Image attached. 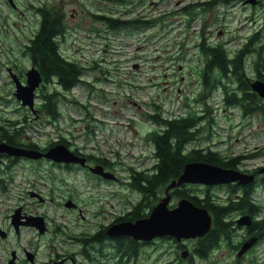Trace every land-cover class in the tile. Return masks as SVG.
Returning <instances> with one entry per match:
<instances>
[{
	"label": "flooded vegetation",
	"instance_id": "1",
	"mask_svg": "<svg viewBox=\"0 0 264 264\" xmlns=\"http://www.w3.org/2000/svg\"><path fill=\"white\" fill-rule=\"evenodd\" d=\"M143 1L138 0V3ZM131 2L132 5L128 4L127 10H125L127 13L126 19L140 17L141 21L153 23L146 15L142 13L136 14L135 10L131 9L136 3L134 4L133 0ZM235 2L239 3L240 6L242 5L245 8L244 11H248V17L245 20L254 19L256 8L259 9L260 17L253 21V24L258 23L255 26V30L248 33L243 42L233 45L231 43L232 38L218 41L213 35L214 29L212 27L216 26L217 34L224 33L218 26L223 25L228 20ZM193 4L197 10L196 17L192 19H196L199 23L198 32L195 31L197 33L196 41L193 42L192 48H183L184 64L177 66L178 71H183L189 77L187 83L182 87L184 107H192V101L190 102V100L196 94L205 93L204 85L207 83L214 85L213 88L216 89L210 92L209 95L208 93L206 94V103L212 108L213 115L215 113L214 122L216 125L218 123L217 119L220 117L228 120V127L232 125L231 117L233 116H237L240 121L252 117L260 118L264 111V96L254 91L252 84L255 81L264 83V0H195ZM185 5L187 3H183L179 9L181 10ZM148 14L158 16V30L170 31L166 24L164 13H157L156 9H149ZM109 15L113 16L112 14ZM184 18L188 19L185 15ZM184 18L180 32H176L181 37H185V34H183L185 24H189L192 20L185 22ZM150 23L146 26L153 25H150ZM176 28L178 26L173 29L175 30ZM257 32L260 35L258 45L249 39L252 33L255 34ZM101 35L100 33L98 34V36ZM203 45L213 48L222 47L229 58H232L236 51L250 45L249 53L247 54L249 55L247 67L243 71L242 76H235L232 69H228L225 73L220 69H212L211 77H208V82H205L203 77L204 72L207 70L205 68L207 61ZM234 50L236 51L234 52ZM190 51L194 52L193 58L187 56ZM20 66V62L13 66L9 63L5 71L8 76L13 72L22 83H25L27 70L20 75ZM16 68L19 72L15 71V73L14 70ZM192 77H194V81L191 79ZM180 80H184V76H180ZM40 85L41 83L39 87ZM226 93L237 94V97H244L245 100L227 106L225 105L226 99L224 97ZM214 94H217V96L211 97ZM249 95H254L255 101L253 103L256 104L249 105V102L252 103L247 99ZM210 97L212 99H209ZM199 103L201 104V101L196 103V113L201 115L202 107H199ZM245 106L261 107V109L252 112L247 110L246 112L243 108ZM220 108L221 112H219ZM226 108L232 111L226 114ZM25 112L27 113V110ZM35 117L40 118L39 114H36ZM246 121H250V119ZM59 140L57 137L54 140L55 142H51L52 140H48L50 142H39L29 136H22L19 143L23 146L20 147L30 148L26 145L34 143L39 146L37 150L41 151L37 152L38 156H9L5 153H0V204L14 205L10 212L2 213L8 218L9 223L7 226H0V231L5 233L4 237L0 235V240L8 241L12 237L20 236L25 231L31 234V236L24 237L25 245L21 244V241L20 243H11L12 246L8 249L9 254L5 264H150L153 258V251L157 247L156 243L161 240L172 243V252L174 254L180 253L181 258L186 250L184 261L190 258L192 246H187V244L197 242L198 239L206 234L196 237L192 242H187L184 239L176 240L170 236L143 241L127 235L111 236L108 234V230L114 225L123 222L134 223L138 219L148 217L162 196L166 194V191H164L156 200L153 199L149 205L145 206L144 216L122 219L143 199V196L131 186L129 168L143 170L144 168H151L152 164L150 166H134L122 163L119 152H113L112 156H107L103 152L98 155H96L97 152H94L95 154L80 152L78 149L74 152L75 147L71 142H69L68 149L70 148L71 153L79 159L83 158V164L72 161H55L50 157H46L44 154L47 153L45 151L48 148L63 144ZM17 142L9 145L19 146ZM4 143L6 142L4 141ZM127 153L129 156L132 155V152ZM224 153L226 154L224 156H235L259 152ZM99 156L107 159L108 163L101 161ZM132 158L134 160L138 159V164L142 165L145 160L152 159V152L147 156ZM248 158L242 159L236 168L219 166L251 175V181L244 183L232 181L211 185L194 184L197 186L196 188H198L200 195L205 194L204 192L211 193L210 198L216 203L227 199L237 200L240 194L243 193V189L247 191L252 188L250 194H252L253 200L259 207V213L254 217L247 212L239 210L232 212L229 218H232L234 222L231 227L234 231V236L230 241L233 246H228L223 239H220L218 247L212 253L225 246L235 252L238 258H243L264 241V236L259 237L255 234V231L252 232L254 230L253 221L264 216V165L249 168L245 165V160ZM120 170L124 171L125 174H122ZM12 186L17 187L15 193L11 191ZM259 192H262L261 195H259ZM181 199L186 198H178L170 193L168 207H174ZM205 210L207 211V209ZM207 212L211 216V229L213 215L209 211ZM242 217H248L250 223L240 224L238 220ZM14 219L17 221V226L14 225ZM236 237H238V240L234 241ZM128 238L134 239L139 244V250L137 249L138 252L136 250L137 253L133 257L124 255L126 252L122 253L119 245V240L123 241V239ZM232 240L234 243H232ZM249 242L252 243L248 246L245 245ZM212 253H210V256Z\"/></svg>",
	"mask_w": 264,
	"mask_h": 264
},
{
	"label": "rangeland",
	"instance_id": "2",
	"mask_svg": "<svg viewBox=\"0 0 264 264\" xmlns=\"http://www.w3.org/2000/svg\"><path fill=\"white\" fill-rule=\"evenodd\" d=\"M194 1L144 0L138 3V0H133L136 5L131 9H134L136 14L146 15L153 22L150 25H153L145 27V30L138 34L119 30L107 36L103 35L102 21L95 20L94 14L102 12L126 19L125 10L128 4L132 5L131 0L121 5L99 0H12L11 5L7 0H0V121L6 119L20 121L25 116L22 114V112L26 113L23 110L25 107L15 99L14 84L5 68L9 63L13 66L20 62L23 72L29 69L30 64L22 51L27 36L29 37L37 26L38 16L34 12V7L41 3L51 4L65 14L67 32L61 42L60 52L67 59L76 61L83 67H89L91 64L96 67L91 71H85L81 76L94 87L75 85L69 92L80 104L88 106L91 111L90 117L96 120L91 123L94 133L88 132L86 118L80 115L79 110L77 111L80 113L74 111L72 107L67 112L61 108L65 119L59 120L57 128L46 121L44 116L36 118L26 108L29 123L26 127L27 131L23 132L22 136H30L39 142L48 140L53 142L59 135H63L65 138H70V142L82 152H97L96 155L104 152L107 156H112V152H119L122 163L150 166L152 159L145 160L141 165L138 164V159L132 158L147 156L153 152L152 146L144 137L147 132L154 129V125L145 119V115L151 113L152 104H159L162 109L161 114L165 117H175L179 113L182 114L186 108L183 103L182 87L189 77L183 71L177 70V66L183 65L184 62L177 60L176 56L182 48L193 47L199 23L196 19H192L190 25L185 24L183 31L185 37L179 36L176 32H180L183 26L184 15L179 8L183 3L192 4ZM149 9H156L157 13L165 14L170 31L157 29L158 16L148 14ZM244 9L235 2L228 20L218 26L224 31L223 34H217L216 26L212 27L213 35L218 41L232 38L231 43L235 45L243 42L246 35L255 30L258 23L253 24V21L260 17L259 9H255L256 16L253 20H245L248 11ZM184 20L187 22L185 18ZM177 26L178 28L174 30L173 28ZM99 33L102 35L98 36ZM181 41L183 45L178 50ZM187 56L193 58L194 52L190 51ZM15 71H18L17 68ZM180 76H184V80H180ZM191 79L193 80L194 77ZM35 92L38 94V90ZM215 96L217 94L211 97ZM211 97L209 99H212ZM36 104H39L37 97H35V106ZM191 106L193 107L194 104L192 103ZM229 111L232 110L225 109L226 114ZM238 119L237 116L231 117L232 125L228 127V120L218 118L214 131L218 132L219 137L213 136L209 143L210 147L223 153L259 152L257 157L252 156L245 160V165L249 168L264 165V111L260 118H246L243 121ZM249 119L250 121H246ZM100 136L104 139L98 140L97 147L96 138ZM195 144L200 147V145L205 146L206 142L200 140ZM127 152H132V155L129 156ZM120 171L125 174L124 171ZM11 191L15 193L17 187L12 186ZM261 193L259 192V195ZM13 206V204H0V226L8 225L9 220L2 213L10 212ZM25 236L31 234L25 231L8 241L0 240V264H5L11 243L21 241V244L25 245ZM236 240L238 237L235 238ZM171 244L162 240L157 241L150 264H185L181 261L186 257L181 258L180 253L174 254ZM192 244L194 245L191 243L187 246ZM193 259L188 264H250L251 262L264 264V241L243 258H238L235 252L224 246L214 251L207 262Z\"/></svg>",
	"mask_w": 264,
	"mask_h": 264
},
{
	"label": "trees",
	"instance_id": "3",
	"mask_svg": "<svg viewBox=\"0 0 264 264\" xmlns=\"http://www.w3.org/2000/svg\"><path fill=\"white\" fill-rule=\"evenodd\" d=\"M103 2L114 3L121 5L127 3L129 0H99ZM196 8L192 3L185 5L180 11L190 20L196 17ZM34 12L38 16V22L36 29L27 36V41L23 46V55L27 59L31 66H34L42 77L41 85L38 90L37 98H39V104H36V112L40 117L44 116L46 121L50 122L56 128L59 125V120L65 119L64 110L72 107L74 111L84 116L86 122V129L89 133H94V127L91 125L96 120L92 117L91 111L86 104H80L78 100L72 97L69 92L75 85H88L93 86L89 81L81 78L87 70H93L95 66L83 67L80 63L72 61L63 56L60 52L61 42L67 32V26L65 24V14L54 7L51 4L41 3L34 7ZM95 20L102 21L104 25L103 35L111 36V33L121 30L140 33L145 30L149 21H141L139 18L122 19L114 17L104 13L94 14ZM141 23V24H139ZM95 34H93L94 37ZM259 33L251 34L249 38L251 42L259 43ZM181 43V42H180ZM178 45V44H177ZM182 47L183 42L179 44ZM206 55V71L204 72V80L208 82V77H211L212 69H220L225 73L228 69H232L235 76H242L243 71L247 67L249 59V46L241 48L239 51L234 50L235 54L232 58H229L222 47H210L203 45ZM238 48V47H237ZM177 60H183V48L177 53ZM94 64V63H93ZM16 65V64H14ZM258 65V62H257ZM194 66V64H192ZM29 67V68H30ZM19 74H23L22 67ZM181 71V70H179ZM24 77V76H23ZM205 93L196 94L193 99L190 100L194 104L193 107H186L182 114H177L175 117H165L161 114V108L159 104H152L151 113L145 115V119L154 125L152 131L147 132L144 139L147 141L153 149L152 152V167L144 168L143 170H137L135 168H129L130 179L132 181L131 186L135 188L142 196L143 199L133 210L122 217V219H133L144 216V207L149 205L153 199L156 200L159 195L161 196L164 191L173 180L182 173L184 165L190 162H204L213 165H220L229 168H236L242 159L256 156L258 153L242 154L233 156H224L225 153L213 149L209 143L212 141L215 132V116L212 113V108L206 103V94L216 90L214 85L205 84ZM89 89V88H88ZM225 105H234L238 101H244V97H237V94L226 93ZM249 105H254V95H249L247 98ZM199 103V107H202V114L196 113V103ZM244 111L249 112L259 110L261 107L245 106ZM23 110L26 111V108ZM79 110V111H77ZM243 111V112H244ZM245 112V113H246ZM19 120H2L0 121V141L7 144H15L17 141L19 146H23L19 141L23 132L27 131L28 126L27 114ZM67 117V116H66ZM91 118V119H90ZM68 120L71 118L67 117ZM74 121V120H73ZM45 123V122H44ZM21 124V125H20ZM30 137V136H29ZM59 142L63 143L66 147L69 146L70 138H65L63 135H59ZM205 141L206 145L200 147L196 145V142ZM50 142V141H48ZM52 142V141H51ZM54 144V143H52ZM49 145V144H48ZM31 149L39 148L38 145L32 143L26 145ZM25 148V147H24ZM79 148H74L76 152ZM99 159L104 163H108V160L100 157ZM197 186L194 184H182L180 187H171L168 192L172 196L178 198H186L190 200L194 205L207 209L213 215L212 228L205 233L202 238L194 242V245L190 250V258L181 263H191L195 258L206 262L211 257L210 253L218 247L220 239H223L228 246L231 244V239L234 236V231L231 229L234 222L230 217V214L234 211H243L256 216L259 212L257 203L250 194L252 188L240 194L237 200L227 199L219 203L213 202L210 198L211 193L204 192L200 195ZM165 195V194H164ZM163 197V196H162ZM255 234L259 237L264 236V216L253 221ZM96 237V236H94ZM120 241L122 253L128 257H133L138 252L139 244L132 238L123 239ZM235 241V239H234ZM167 242V241H166ZM232 243L233 240H232ZM138 249V250H137ZM137 250V252H136ZM205 260V261H204ZM252 264V262L250 263Z\"/></svg>",
	"mask_w": 264,
	"mask_h": 264
},
{
	"label": "water",
	"instance_id": "4",
	"mask_svg": "<svg viewBox=\"0 0 264 264\" xmlns=\"http://www.w3.org/2000/svg\"><path fill=\"white\" fill-rule=\"evenodd\" d=\"M11 5L12 0H7ZM253 1V0H249ZM14 83L13 95L16 100L20 101L22 106L27 107L31 112H35V90L39 87L42 77L39 71L31 66L25 73V84L14 73H10ZM254 91L264 96V83L255 81L252 84ZM41 152L40 150L24 148L20 146H12L7 143H0V153H5L9 156H28L36 157ZM44 155L50 157L55 161L66 162H80L84 163V159L76 157L68 147L64 144H57L48 148ZM252 180L251 175L240 173L236 170L224 169L220 166L207 164L204 162H190L184 165L182 173L173 180L166 190V194L152 209L149 216L146 218L138 219L134 223L123 222L113 227H110L108 234L111 236L127 235L138 240L149 241L154 238L163 236L174 237L176 240L194 239L203 236L211 227V216L208 212L194 205L188 199H181L177 204L169 208L170 193L168 190L174 186L182 184H221L232 181L240 183ZM240 224H249L248 217H242L239 220ZM14 225L17 226V221L14 219ZM2 237L5 236L3 231H0ZM249 242L245 245H250ZM246 249V248H243ZM185 250L182 257L186 256Z\"/></svg>",
	"mask_w": 264,
	"mask_h": 264
},
{
	"label": "built area",
	"instance_id": "5",
	"mask_svg": "<svg viewBox=\"0 0 264 264\" xmlns=\"http://www.w3.org/2000/svg\"><path fill=\"white\" fill-rule=\"evenodd\" d=\"M96 139H97V143L99 144V141H98V140L101 139V136H100V137H97ZM102 140H103V139H102Z\"/></svg>",
	"mask_w": 264,
	"mask_h": 264
}]
</instances>
